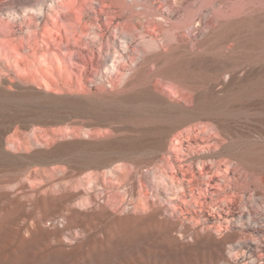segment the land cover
Masks as SVG:
<instances>
[{
    "label": "rangeland",
    "instance_id": "rangeland-1",
    "mask_svg": "<svg viewBox=\"0 0 264 264\" xmlns=\"http://www.w3.org/2000/svg\"><path fill=\"white\" fill-rule=\"evenodd\" d=\"M200 3L195 14L184 10ZM168 4L166 24H176V41L165 33L154 44L136 23L133 59L120 77L112 71L110 48L96 67L87 56L88 72L56 65L38 71L0 56V264H264V0ZM53 5L0 0V46L9 35L26 36L24 15L49 19ZM227 9L242 14L230 17ZM171 45L172 61L152 58ZM162 76L175 79L180 94L148 104L133 93ZM205 123L218 135L200 157L203 177L215 175L220 189L210 190L212 199L202 197L203 212L193 205L170 217L163 191L172 173L167 152L174 159L168 148L177 129ZM186 152L180 156L192 160L198 175L200 158ZM210 203L228 206V229L209 227L219 220L208 214ZM189 218L201 223L193 227ZM207 227L216 239L240 233L243 246L226 243L223 257H216L194 243V232ZM180 243L188 246L180 249Z\"/></svg>",
    "mask_w": 264,
    "mask_h": 264
},
{
    "label": "bare ground",
    "instance_id": "bare-ground-1",
    "mask_svg": "<svg viewBox=\"0 0 264 264\" xmlns=\"http://www.w3.org/2000/svg\"><path fill=\"white\" fill-rule=\"evenodd\" d=\"M169 1L171 0H143L138 5L136 0H55V6H51V11L47 12L49 19L44 18L42 21H38L35 17L24 15L20 25H25L26 36H7L4 42L5 45L0 46V56L7 61L9 57H12L25 62L24 64L27 66L32 64L38 71L52 70L54 69V65H56L67 71H73L75 67H81L88 72L87 56H89L90 64L96 67L101 61L100 53L104 50H111L112 71L115 76L120 77L123 75L128 61L133 59L132 54L135 49L131 46L130 38L133 37H130V35L133 36L134 31L138 28L136 23H139L141 26V31H139L141 35L147 33L154 44L157 42V35L165 33H171L172 39L176 41V24H166L167 14L171 11L168 4ZM203 6V3L198 4L195 8L185 5L184 10H186V13L195 14ZM218 11L222 12L221 8ZM225 12L230 17H237V15L242 14V12L234 13L232 9H227ZM137 16L143 18L144 21L139 20L141 22H137ZM116 19L119 20L115 23ZM187 20V15L184 14L181 22L183 23ZM192 23L194 24L195 21H192ZM110 28H113L112 34H108ZM163 44L170 45L167 40L162 41ZM175 45L176 42H174ZM171 47L172 50H156L152 53V58L159 61H172L176 54L174 51L176 47L174 49L172 45ZM95 48L98 51V55L94 52ZM140 49L143 54H147L145 50ZM25 52L31 55L33 59H26ZM190 55V57H203L202 54L190 53ZM140 64L143 65L142 68H145L143 70L145 73L146 66H144L143 61ZM162 67L169 69L172 66L163 63ZM163 78L165 76L155 79L151 88H145L146 90H144L141 87L134 90L133 93L137 96L139 95L138 97H142L141 102L148 104L153 103L154 99L171 98V96L180 94V89L175 79L169 77L168 81H164ZM42 82L47 83L45 78ZM159 86L163 88L160 89L161 91H158ZM145 91L149 95H154V98L151 99L147 96ZM195 127L187 126L177 129L173 135L171 147L168 148V150L174 153V159L172 157L170 159V154L167 152V158L169 159L167 167L171 169L172 173L167 175L169 183L164 185L163 191L167 194L165 200L166 206L170 209V217L176 213L185 214L184 211L193 205L196 207V210L203 212L206 200H203L202 197L205 196L212 199L211 195L208 197V194H212L210 190L220 189V186L214 182L215 175H208L207 178L203 177L206 174V169L204 161L200 158L212 146L211 141L214 136L218 135V131L209 123H205L202 127L200 126L201 128ZM210 130H213V132L209 134L208 131ZM186 151L192 152L194 156L200 158L197 162L199 168L198 175L192 170V163H190L192 160L187 162L188 158L183 159L180 156L182 152L187 153ZM215 162L213 160L211 163L214 165ZM178 171L181 172V177L177 176ZM201 177L203 179H200ZM186 188L189 189V195L186 192ZM194 190L197 191L199 197H195ZM53 199V196L44 197L41 198V203H47ZM221 199L223 200L224 197ZM210 204V209L209 211L207 210L208 214L212 218L217 215L219 220L216 225L212 222L209 227L213 226L218 231L228 229L231 222L224 216V214L227 216L231 212L228 206L223 208L218 207V205L214 207L215 205ZM191 220H193V227L201 223L196 218H192ZM165 221L176 222L171 218H166ZM248 228H251L253 231L256 230L251 226ZM256 228L260 227L257 226ZM204 229H206L205 233H200L197 230L194 232V243H200L202 247L212 248L213 254L216 257H223L226 243L239 247L243 246L242 242L239 241L240 233L238 232H234L232 235L221 239H216L208 227ZM260 238L263 240L264 236ZM249 241L256 244L253 238ZM163 245L169 247L172 244L165 243ZM173 245L171 249L176 250V243ZM187 246L188 244L180 243L178 247L184 249ZM245 247L246 251L252 249L250 245H245ZM232 253L237 254V251Z\"/></svg>",
    "mask_w": 264,
    "mask_h": 264
}]
</instances>
